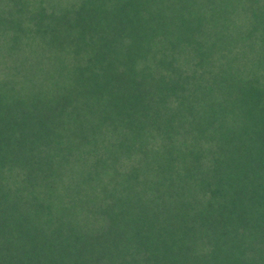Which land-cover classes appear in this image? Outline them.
Listing matches in <instances>:
<instances>
[{"label":"trees","instance_id":"trees-1","mask_svg":"<svg viewBox=\"0 0 264 264\" xmlns=\"http://www.w3.org/2000/svg\"><path fill=\"white\" fill-rule=\"evenodd\" d=\"M237 1L0 0L9 48H48L0 84V264H264V71L226 18L264 5Z\"/></svg>","mask_w":264,"mask_h":264},{"label":"rangeland","instance_id":"rangeland-1","mask_svg":"<svg viewBox=\"0 0 264 264\" xmlns=\"http://www.w3.org/2000/svg\"><path fill=\"white\" fill-rule=\"evenodd\" d=\"M45 5L51 6L53 3H59L60 5H66L72 0H41ZM240 2H245V0H238L235 2L239 4ZM261 4L264 5V0H260ZM58 5L57 7H62ZM246 10V6L243 7ZM234 17H228L230 23H233L237 29L234 28V34L232 39L227 42L228 48L227 51L233 50L235 52L230 55L234 57L236 68L240 71H251V72H262L264 71V6L260 8V11H257L255 15V20L253 22V29L248 30V24L250 17H253L250 13H245L240 7L239 10L233 13ZM254 29H259L258 34H255L254 37L251 36V33ZM13 33L11 31H3L0 29V77L6 76L8 78L0 80V84L3 83L6 86L1 87V89H13L17 80H25L26 83L36 80L40 81L39 75L44 73V77L47 74V69L44 67L33 66L32 63L18 62V59H27L29 53L34 47L42 46L43 49L48 51V48L44 42L39 38H31L28 36L22 37L24 43L15 50H11L9 47L12 45L10 42V36ZM246 36L251 38H256L258 44H252L250 41H247ZM235 47L232 49L233 45ZM50 52V51H49ZM39 53H42L41 50ZM48 53V52H47ZM44 54V53H42ZM51 54V53H48ZM30 57V56H29ZM18 58V59H17ZM17 61V62H16ZM189 65L185 68L190 75H193L192 72H197V81H203L202 77L208 79V68L206 64L204 66L196 64L195 56H189ZM198 65V66H197ZM43 77V78H44ZM7 93V92H6ZM206 108V107H205Z\"/></svg>","mask_w":264,"mask_h":264}]
</instances>
